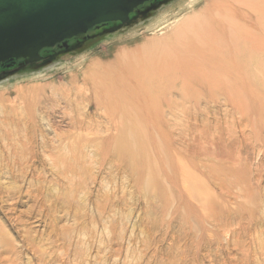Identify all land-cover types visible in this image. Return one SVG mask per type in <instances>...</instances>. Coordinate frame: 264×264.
Here are the masks:
<instances>
[{"label": "rangeland", "instance_id": "374dc122", "mask_svg": "<svg viewBox=\"0 0 264 264\" xmlns=\"http://www.w3.org/2000/svg\"><path fill=\"white\" fill-rule=\"evenodd\" d=\"M186 1L153 0L126 24L0 67V264H264L262 59L217 104L126 124L148 160L164 139L174 154L137 171L102 144L124 124L107 122L82 87L89 61L150 39L159 32L147 27ZM192 162L235 173L207 179Z\"/></svg>", "mask_w": 264, "mask_h": 264}, {"label": "bare ground", "instance_id": "6f19581e", "mask_svg": "<svg viewBox=\"0 0 264 264\" xmlns=\"http://www.w3.org/2000/svg\"><path fill=\"white\" fill-rule=\"evenodd\" d=\"M147 29L159 33L152 31L155 35L148 40L120 42L110 50V58L97 55L80 74L83 89L107 122L124 124L102 144L134 171L143 163L157 166L162 154H174L164 139L163 145L150 146L156 156L148 160L145 155L150 150L140 146L141 136L126 124L159 126V110L173 117L177 107L217 104V94L236 92V78L249 77L254 61H264V0H187L172 6ZM191 167L203 170L207 179L235 173L219 164L209 170L193 162ZM153 184L159 186L158 180Z\"/></svg>", "mask_w": 264, "mask_h": 264}, {"label": "water", "instance_id": "95a60500", "mask_svg": "<svg viewBox=\"0 0 264 264\" xmlns=\"http://www.w3.org/2000/svg\"><path fill=\"white\" fill-rule=\"evenodd\" d=\"M149 1L0 0V67L38 62L43 50L104 24H126Z\"/></svg>", "mask_w": 264, "mask_h": 264}, {"label": "flooded vegetation", "instance_id": "af4514ba", "mask_svg": "<svg viewBox=\"0 0 264 264\" xmlns=\"http://www.w3.org/2000/svg\"><path fill=\"white\" fill-rule=\"evenodd\" d=\"M153 0H150L149 2H147L146 4H144L142 7H140L139 9H141V8H143L145 5H147V4H149V3H151ZM111 24H118V23H109V24H104V25H101V26H99L98 28H96V29H99V28H101V27H105V26H108V25H111ZM96 29H93L92 31H94V30H96ZM55 48H57V47H55ZM5 68H8V67H5Z\"/></svg>", "mask_w": 264, "mask_h": 264}, {"label": "trees", "instance_id": "16d2710c", "mask_svg": "<svg viewBox=\"0 0 264 264\" xmlns=\"http://www.w3.org/2000/svg\"><path fill=\"white\" fill-rule=\"evenodd\" d=\"M74 40V39H73ZM70 41H72V40H70ZM69 42V41H68ZM47 52H49V50H43L42 51V53H41V55H43L44 53H47Z\"/></svg>", "mask_w": 264, "mask_h": 264}]
</instances>
